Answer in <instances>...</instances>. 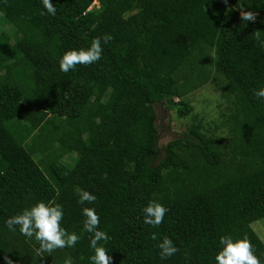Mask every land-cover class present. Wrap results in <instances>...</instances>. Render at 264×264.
Segmentation results:
<instances>
[{
    "label": "trees",
    "instance_id": "trees-1",
    "mask_svg": "<svg viewBox=\"0 0 264 264\" xmlns=\"http://www.w3.org/2000/svg\"><path fill=\"white\" fill-rule=\"evenodd\" d=\"M52 3L55 16L42 0H0V264H91L84 207L110 237L100 243L111 264H216L225 235L246 236L264 264L251 226L264 217V98L253 94L264 88L254 36L264 39V0ZM242 7L257 20L242 22ZM104 34L113 39L98 62L60 70L67 50ZM206 65L207 80L197 75ZM208 80L231 104L226 143L198 118L157 146L154 104L169 100L186 116V94ZM77 189L96 201L78 203ZM40 201L62 206L61 226L80 236L74 247L40 256L34 238L8 230V218ZM152 201L168 209L158 227L144 223ZM164 236L179 252L161 260Z\"/></svg>",
    "mask_w": 264,
    "mask_h": 264
},
{
    "label": "clouds",
    "instance_id": "clouds-1",
    "mask_svg": "<svg viewBox=\"0 0 264 264\" xmlns=\"http://www.w3.org/2000/svg\"><path fill=\"white\" fill-rule=\"evenodd\" d=\"M227 3V0H225ZM44 9L51 16L56 15L52 0H42ZM44 15L45 13H41ZM258 13L245 10L243 7L240 11L242 22H255ZM255 39L261 47H264V39L261 38L260 32L254 34ZM113 37L111 34H104L103 37H96L92 40L88 48L67 50L59 59V68L62 72L68 73L75 70L78 65H91L98 62L103 53V44H107ZM257 98H264V88L253 90ZM79 200L78 203H94L96 196L92 193L77 189ZM168 209L159 202L152 201L143 208L144 223L152 227H158L163 223L165 214ZM85 217L83 228L91 234L90 246L94 250V255L90 257L91 264H111L112 257L108 254L105 244L110 237L105 231L99 230L100 217L95 208L84 207L82 210ZM63 208L59 203L43 201L37 202L30 208H25L17 215L8 218L5 223L9 231L19 232L28 237L34 238L39 247L36 248L37 255L51 254L56 249L74 247L80 240L75 232H68L61 226L63 220ZM151 239L157 240V234L153 233ZM219 244L222 246L215 255L216 264H261V260L255 255L251 241L245 236L242 239H233L229 235L221 236ZM157 247L160 249L159 256L161 260L168 259L179 252L172 239L164 236L159 240ZM7 264H12L11 260ZM64 264H72L71 258L65 260Z\"/></svg>",
    "mask_w": 264,
    "mask_h": 264
},
{
    "label": "rangeland",
    "instance_id": "rangeland-1",
    "mask_svg": "<svg viewBox=\"0 0 264 264\" xmlns=\"http://www.w3.org/2000/svg\"><path fill=\"white\" fill-rule=\"evenodd\" d=\"M5 29L8 32L12 30L10 26ZM21 42H18L17 45L22 46ZM199 59L202 63L204 62L206 64L209 61V57L204 58L202 55H200ZM208 72L209 70L206 65L201 73L197 75L207 80ZM211 79L212 76L209 80ZM209 80L206 84L186 94L185 100L192 106V111L186 116H178L175 107L169 100L165 102L158 101L154 104L156 112L155 123L159 131L156 143L157 146L160 147L168 140L185 132L187 126L191 123H195V120L198 118L201 119V123H203L206 128L214 131L213 135L215 138L221 137L222 139L223 137L222 141L225 140L224 137L227 133V127L226 125H221V123H224L225 118L222 115H226L229 112L231 104L221 95L220 89L215 85L216 80L214 82ZM189 82H192V80H189ZM101 94L102 92L99 95ZM176 100L177 98L174 99V101ZM215 123L218 124L217 128L215 127ZM226 141L227 140L224 141V144ZM251 226L261 240L264 241V217L254 221Z\"/></svg>",
    "mask_w": 264,
    "mask_h": 264
}]
</instances>
